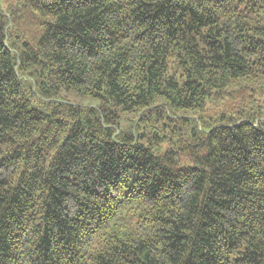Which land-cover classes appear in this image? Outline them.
Returning <instances> with one entry per match:
<instances>
[{"label":"trees","instance_id":"trees-1","mask_svg":"<svg viewBox=\"0 0 264 264\" xmlns=\"http://www.w3.org/2000/svg\"><path fill=\"white\" fill-rule=\"evenodd\" d=\"M6 1L0 264H264V0Z\"/></svg>","mask_w":264,"mask_h":264},{"label":"rangeland","instance_id":"rangeland-1","mask_svg":"<svg viewBox=\"0 0 264 264\" xmlns=\"http://www.w3.org/2000/svg\"><path fill=\"white\" fill-rule=\"evenodd\" d=\"M7 9V1L6 0H0V11H6ZM170 71H175L176 67L172 63L170 65ZM59 98L66 99L75 103H79L82 105H97L98 101L93 98L89 97L80 93H76L75 91L72 90H61V92L58 94ZM128 120H124L123 123H127ZM158 124V123H156Z\"/></svg>","mask_w":264,"mask_h":264}]
</instances>
